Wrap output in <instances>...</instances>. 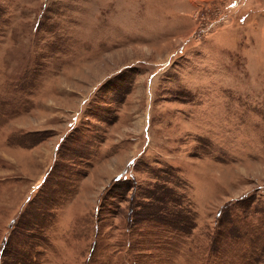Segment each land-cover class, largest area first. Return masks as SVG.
I'll use <instances>...</instances> for the list:
<instances>
[{
	"label": "rangeland",
	"instance_id": "1",
	"mask_svg": "<svg viewBox=\"0 0 264 264\" xmlns=\"http://www.w3.org/2000/svg\"><path fill=\"white\" fill-rule=\"evenodd\" d=\"M0 264H264V0H0Z\"/></svg>",
	"mask_w": 264,
	"mask_h": 264
}]
</instances>
